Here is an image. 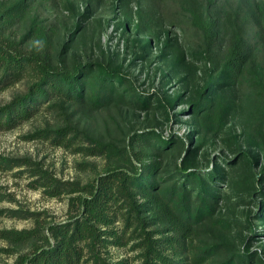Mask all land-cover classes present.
<instances>
[{
    "label": "trees",
    "instance_id": "16d2710c",
    "mask_svg": "<svg viewBox=\"0 0 264 264\" xmlns=\"http://www.w3.org/2000/svg\"><path fill=\"white\" fill-rule=\"evenodd\" d=\"M129 1L117 3L126 18V30L135 16L144 20L141 9L132 13ZM181 1L185 15L202 36L201 47L190 55L204 65L205 71L203 86L188 100L196 126L189 145L176 134L166 138L154 129L131 130L120 139L96 135L74 123L70 108H75L73 113L86 114L109 109L154 115L165 110L168 114V108L183 101L185 94L163 99L140 91L112 58L68 64V41L63 42L60 58L54 61L41 49L40 43H48L51 36L35 11L34 1L0 0V22L18 20L25 24L21 41L7 39L6 46L0 40V82L30 79L23 93L0 106V128H12L45 106L58 109L66 115L65 123L37 128L25 138L75 146L87 155L107 156L114 161L86 184L65 181L46 169L32 167L35 186L53 197L71 195L75 212L66 221L46 226L35 212L12 210L21 217L33 216L35 225L0 228L1 240L31 247L6 264H130L127 260L113 263L103 255L101 246L110 238L117 245L134 241V247L142 249V264H264V244L260 250L252 247L257 237L264 236V166L256 169L260 155L240 149L232 159L209 160L207 165L212 164V168L197 166L203 142L193 137L203 132L217 135L226 127L239 88L251 90L264 112V66L259 61L264 51V0ZM90 5L81 13H75L70 5L68 9L82 21L91 16ZM81 26L78 21L76 28ZM137 29L139 33H154L147 21L145 26L137 24ZM33 35L39 44L25 50L21 43ZM172 41L167 37L159 57L165 60L176 51L179 63H184L185 53ZM152 45L150 39L144 47ZM228 139L236 143L237 135ZM249 142L264 152V119L263 127ZM1 160H10L13 165L28 163L21 158L1 156ZM1 162L0 167H4ZM233 197L250 199L255 206V213L248 215L253 230L249 236L243 237L241 231L235 242L223 243V234L235 236L234 228L245 229L240 219L222 214L224 203ZM252 218L258 220L254 223ZM118 221L121 230L114 228Z\"/></svg>",
    "mask_w": 264,
    "mask_h": 264
},
{
    "label": "rangeland",
    "instance_id": "374dc122",
    "mask_svg": "<svg viewBox=\"0 0 264 264\" xmlns=\"http://www.w3.org/2000/svg\"><path fill=\"white\" fill-rule=\"evenodd\" d=\"M33 1L35 11L48 26L51 36L48 43H40L41 49L47 50L54 61L60 58L59 50L62 49L63 42L68 41L71 45L65 57L68 64L88 59L112 58L123 66L140 91L158 94L163 99L185 94L183 101L168 108V114L165 110L154 115L145 111L127 113L120 109L86 114L80 111L73 113L75 108H70V119L74 123L96 135L102 134L106 137L122 139L124 133L131 130L146 132L154 129L166 138L176 134L183 138L186 145L191 143L190 137L196 126L192 123L188 100L203 86L205 71L204 65L193 60L190 55V52L201 47L202 36L185 15L181 0H130L128 4L133 10L132 13L135 14L141 9L144 20L135 16L134 22L130 20L132 26L127 30L126 18L117 6L118 0ZM89 3L92 14L82 21L68 9L70 5L75 13H81ZM78 21L82 26L77 29ZM146 21L151 24L153 35L139 33L137 29V24L142 23L145 26ZM24 32L25 24L21 21L0 22V40L4 41V45L8 40L15 43L21 41V34ZM167 37L172 38L175 48L185 53L184 63H179L176 51L165 60L159 57ZM150 39L153 40V45L147 49L144 46ZM36 44L39 42L34 35L21 43L25 50H30ZM259 61L264 66V51L259 56ZM184 78L187 79L183 80ZM29 83V78L0 82V106L8 103L15 95L23 93ZM233 99V110L223 130L217 135L212 132L193 135L194 140L203 142L196 161L197 166L212 168V164L207 165L209 160L232 159L237 151L246 149L254 155H260V164L256 168L259 171L264 166V152L251 145L249 138L263 127V108L253 92L247 88L235 90ZM45 107L12 128H0V162L5 164L0 167V228L22 229L35 225L33 216L21 217L19 213H12V210L35 212L36 217L46 226L49 223L66 221L74 214L71 195L53 197L43 187H36L35 176L31 175L32 167L46 169L65 181L86 184L114 163L107 156L87 155L78 151L75 146L63 147L55 145L51 140L26 139L25 136L37 128L56 127L65 123L66 115L60 110ZM235 134L236 143L228 139ZM1 156L26 159L28 163L13 165L10 160H1ZM249 200L242 201L233 197L224 203L221 208L223 216L240 219L245 229L234 228L235 236L223 234V243L235 242L241 231L243 237L251 235L253 224L248 222V215L254 214L256 208ZM252 220L255 223L258 219ZM114 228L121 230L119 221ZM112 240L110 238L101 246L103 255L108 260L113 263L127 260L130 264H142V249L137 246L135 248L134 241L127 245H117ZM261 244H264V236L257 237L252 247L260 250ZM30 248L27 243L14 246L0 239V264L13 263L20 254L29 252Z\"/></svg>",
    "mask_w": 264,
    "mask_h": 264
}]
</instances>
